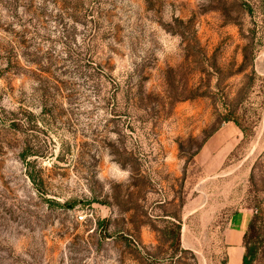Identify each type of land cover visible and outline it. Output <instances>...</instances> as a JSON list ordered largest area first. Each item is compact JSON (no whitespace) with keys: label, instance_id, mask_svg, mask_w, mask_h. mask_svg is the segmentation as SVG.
Here are the masks:
<instances>
[{"label":"rangeland","instance_id":"obj_1","mask_svg":"<svg viewBox=\"0 0 264 264\" xmlns=\"http://www.w3.org/2000/svg\"><path fill=\"white\" fill-rule=\"evenodd\" d=\"M238 214L264 264V0H0V264H232Z\"/></svg>","mask_w":264,"mask_h":264},{"label":"crops","instance_id":"obj_2","mask_svg":"<svg viewBox=\"0 0 264 264\" xmlns=\"http://www.w3.org/2000/svg\"><path fill=\"white\" fill-rule=\"evenodd\" d=\"M250 221V216L247 214H238L233 216L228 227L225 230V241L229 246L228 255H231L232 264H241L243 256V237L247 230Z\"/></svg>","mask_w":264,"mask_h":264},{"label":"trees","instance_id":"obj_3","mask_svg":"<svg viewBox=\"0 0 264 264\" xmlns=\"http://www.w3.org/2000/svg\"><path fill=\"white\" fill-rule=\"evenodd\" d=\"M251 227V223H249L248 228ZM246 239V234H244L243 241H244V248L245 252L242 256V261L241 264H251L252 263V249L247 246V242L245 241Z\"/></svg>","mask_w":264,"mask_h":264}]
</instances>
